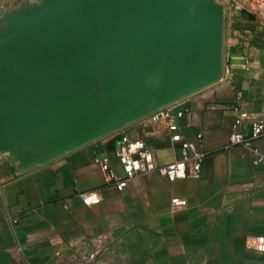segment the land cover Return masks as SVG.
I'll return each mask as SVG.
<instances>
[{
  "label": "crops",
  "instance_id": "0c3cea01",
  "mask_svg": "<svg viewBox=\"0 0 264 264\" xmlns=\"http://www.w3.org/2000/svg\"><path fill=\"white\" fill-rule=\"evenodd\" d=\"M222 1L220 79L166 106L202 154L199 178L158 171L180 146L165 119L149 116L22 175L0 164V264H264L249 245L264 236V164L254 162L264 136L229 143L238 111L264 112V25L238 11L242 0ZM122 137L144 141L153 170L117 190L94 159L107 157L123 177Z\"/></svg>",
  "mask_w": 264,
  "mask_h": 264
},
{
  "label": "water",
  "instance_id": "95a60500",
  "mask_svg": "<svg viewBox=\"0 0 264 264\" xmlns=\"http://www.w3.org/2000/svg\"><path fill=\"white\" fill-rule=\"evenodd\" d=\"M222 0L0 6V164L22 175L215 82Z\"/></svg>",
  "mask_w": 264,
  "mask_h": 264
},
{
  "label": "built area",
  "instance_id": "2783aa9c",
  "mask_svg": "<svg viewBox=\"0 0 264 264\" xmlns=\"http://www.w3.org/2000/svg\"><path fill=\"white\" fill-rule=\"evenodd\" d=\"M148 116L153 121L165 119L169 130L174 131L171 140L178 142L180 146V157L172 164L162 167L158 171L171 181L185 177L199 178L202 154L197 150L196 144L183 140L180 134L176 133V124L167 107L158 109ZM243 126H246L247 133L243 131ZM261 136H264V112L238 111L232 125L229 143L248 147L253 140ZM114 154L124 172L123 177L114 173L107 157H96L94 163L101 171L104 182L113 184L117 190H121L134 176L153 170L151 152L141 139L128 140L122 137L120 144L115 148ZM254 162L255 164H264V156L255 152ZM82 201L86 204L88 203V199L85 197H82ZM172 202L173 204H180L182 201L179 198H174ZM249 245L253 249L264 253V236L253 238ZM93 258V254L87 256L88 261H92Z\"/></svg>",
  "mask_w": 264,
  "mask_h": 264
},
{
  "label": "rangeland",
  "instance_id": "374dc122",
  "mask_svg": "<svg viewBox=\"0 0 264 264\" xmlns=\"http://www.w3.org/2000/svg\"><path fill=\"white\" fill-rule=\"evenodd\" d=\"M241 9L246 17L256 19L264 25V0H242Z\"/></svg>",
  "mask_w": 264,
  "mask_h": 264
}]
</instances>
